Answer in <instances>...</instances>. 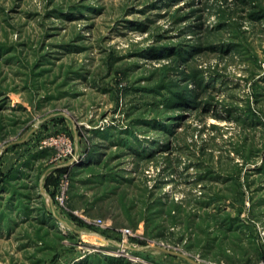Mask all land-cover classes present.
<instances>
[{"label":"rangeland","instance_id":"1","mask_svg":"<svg viewBox=\"0 0 264 264\" xmlns=\"http://www.w3.org/2000/svg\"><path fill=\"white\" fill-rule=\"evenodd\" d=\"M188 258L264 264V0H0V264Z\"/></svg>","mask_w":264,"mask_h":264},{"label":"built area","instance_id":"2","mask_svg":"<svg viewBox=\"0 0 264 264\" xmlns=\"http://www.w3.org/2000/svg\"><path fill=\"white\" fill-rule=\"evenodd\" d=\"M64 188H65V186L64 185H62V188H61V193L58 195V197H57V199H58V201L61 203L62 202V200H63V190H64ZM120 231H121V233H122V235L123 236H128V235H130V234H132V232L129 230V229H127V228H122V229H120ZM127 254V253H126ZM130 258L132 257V256H130L129 254H127Z\"/></svg>","mask_w":264,"mask_h":264},{"label":"water","instance_id":"3","mask_svg":"<svg viewBox=\"0 0 264 264\" xmlns=\"http://www.w3.org/2000/svg\"><path fill=\"white\" fill-rule=\"evenodd\" d=\"M172 252V251H171ZM176 254H179V255H183V254H180V253H178V252H175ZM184 256V255H183ZM188 260L192 263V264H201V263H198L197 261H195V260H193V259H190V258H188Z\"/></svg>","mask_w":264,"mask_h":264}]
</instances>
